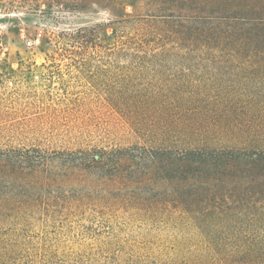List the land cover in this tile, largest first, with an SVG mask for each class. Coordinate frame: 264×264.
Returning <instances> with one entry per match:
<instances>
[{
    "label": "rangeland",
    "instance_id": "374dc122",
    "mask_svg": "<svg viewBox=\"0 0 264 264\" xmlns=\"http://www.w3.org/2000/svg\"><path fill=\"white\" fill-rule=\"evenodd\" d=\"M146 1L0 0V150L48 157L0 182V264H262L264 215L193 216L169 188L67 168L86 148L264 146L263 62L100 46L170 10Z\"/></svg>",
    "mask_w": 264,
    "mask_h": 264
},
{
    "label": "trees",
    "instance_id": "16d2710c",
    "mask_svg": "<svg viewBox=\"0 0 264 264\" xmlns=\"http://www.w3.org/2000/svg\"><path fill=\"white\" fill-rule=\"evenodd\" d=\"M146 2L159 11L170 10L151 18L118 20L120 25L112 26L110 46H100L112 54L141 59L234 58L250 61L244 66L249 69H256L254 62L264 63V0ZM158 143L162 144L86 148L69 153L64 160L69 170L98 178L169 188L180 208L193 216L236 209L264 215V146L203 149ZM47 158L33 148L0 150V182L9 185L25 172H37L48 165ZM250 253L264 264V250Z\"/></svg>",
    "mask_w": 264,
    "mask_h": 264
}]
</instances>
